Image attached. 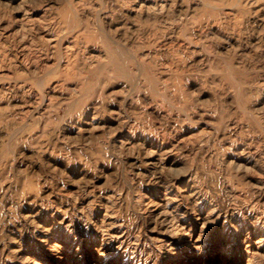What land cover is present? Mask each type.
Listing matches in <instances>:
<instances>
[{
	"label": "rangeland",
	"instance_id": "374dc122",
	"mask_svg": "<svg viewBox=\"0 0 264 264\" xmlns=\"http://www.w3.org/2000/svg\"><path fill=\"white\" fill-rule=\"evenodd\" d=\"M0 264H264V0H0Z\"/></svg>",
	"mask_w": 264,
	"mask_h": 264
}]
</instances>
